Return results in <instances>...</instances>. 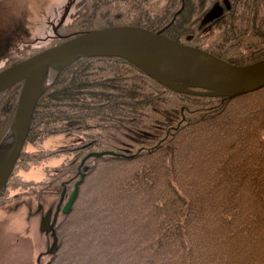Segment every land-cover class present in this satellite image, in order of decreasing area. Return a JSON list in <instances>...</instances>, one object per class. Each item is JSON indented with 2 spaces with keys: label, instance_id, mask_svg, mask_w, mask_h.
I'll use <instances>...</instances> for the list:
<instances>
[{
  "label": "trees",
  "instance_id": "obj_1",
  "mask_svg": "<svg viewBox=\"0 0 264 264\" xmlns=\"http://www.w3.org/2000/svg\"><path fill=\"white\" fill-rule=\"evenodd\" d=\"M65 1L47 18L56 21ZM204 2L74 0L55 34L45 21L41 36L52 38L10 51L0 69L87 29L124 24L162 29L236 64L264 57V0H231L214 24L203 22ZM21 85L0 99V139ZM72 132L82 140L41 144ZM91 151L106 152L81 163ZM52 156L60 162L40 181L57 196L83 176L55 224L47 264H264V85L232 96L192 94L120 56L83 58L38 98L0 203L11 187H31L17 168Z\"/></svg>",
  "mask_w": 264,
  "mask_h": 264
},
{
  "label": "water",
  "instance_id": "obj_2",
  "mask_svg": "<svg viewBox=\"0 0 264 264\" xmlns=\"http://www.w3.org/2000/svg\"><path fill=\"white\" fill-rule=\"evenodd\" d=\"M73 0H68L53 30L65 19ZM213 7L208 15L213 13ZM120 56L167 87L192 94L232 96L264 85V57L247 64H236L190 44L176 41L161 30L139 25H107L87 29L54 45L48 46L22 60L0 69V99L14 83L22 81L12 121L0 140V189L6 183L23 147L34 106L40 95L56 76L73 62L89 56ZM106 151H91L88 156ZM74 183L62 212L69 211L77 193ZM59 199L57 210L63 199ZM55 218V215H54ZM47 220L41 223L48 230ZM52 242L48 249L54 252L57 236L51 227Z\"/></svg>",
  "mask_w": 264,
  "mask_h": 264
},
{
  "label": "rangeland",
  "instance_id": "obj_3",
  "mask_svg": "<svg viewBox=\"0 0 264 264\" xmlns=\"http://www.w3.org/2000/svg\"><path fill=\"white\" fill-rule=\"evenodd\" d=\"M59 1L0 0V59L5 58L10 51L21 50L24 45L36 41L46 31L45 21ZM62 12L56 21L49 19L50 22L55 25ZM48 34L38 39L39 44H45L47 38L53 37L51 31ZM81 140L82 134L72 132L49 136L41 144L53 148ZM59 162V157L52 156L40 161L38 165L16 169L24 179H30L31 187H11L7 200L0 203V264H47L52 235L41 229L42 212L49 209L59 195L40 180L45 178L50 167ZM39 207L41 211H38ZM61 216L62 212L58 218Z\"/></svg>",
  "mask_w": 264,
  "mask_h": 264
},
{
  "label": "flooded vegetation",
  "instance_id": "obj_4",
  "mask_svg": "<svg viewBox=\"0 0 264 264\" xmlns=\"http://www.w3.org/2000/svg\"><path fill=\"white\" fill-rule=\"evenodd\" d=\"M203 1H205L204 5H203L205 11L202 14V16H203L202 19H203V22L205 24H214V23L218 22V20L221 18L222 13L225 9L224 7L225 6L231 7V3H230L231 0H203ZM213 7L215 8V12H217V14L216 15H208L209 11ZM159 30L162 31V29H159ZM59 37H63V35L59 34ZM68 194L64 191L63 199L59 205L58 210L56 207L59 203V197L60 196L58 197L57 200L54 201L53 205L49 209L42 212L43 220L44 219L47 220V222H46L47 227L52 223V221H54L51 227L54 228V230H55V224L58 220L59 213L62 211L63 204L66 201V199L68 198ZM38 209H39L38 211L42 210L41 207H39ZM54 215H55V218H54ZM51 227L48 230H46V232H51Z\"/></svg>",
  "mask_w": 264,
  "mask_h": 264
},
{
  "label": "bare ground",
  "instance_id": "obj_5",
  "mask_svg": "<svg viewBox=\"0 0 264 264\" xmlns=\"http://www.w3.org/2000/svg\"><path fill=\"white\" fill-rule=\"evenodd\" d=\"M213 13H215V11L213 12ZM226 60V59H225ZM166 86V85H165ZM167 87V86H166ZM169 88V87H168ZM171 89V88H170ZM187 93V92H186Z\"/></svg>",
  "mask_w": 264,
  "mask_h": 264
}]
</instances>
